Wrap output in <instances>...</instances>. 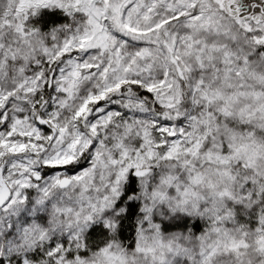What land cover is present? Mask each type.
Returning <instances> with one entry per match:
<instances>
[{
    "label": "snow or ice",
    "instance_id": "snow-or-ice-1",
    "mask_svg": "<svg viewBox=\"0 0 264 264\" xmlns=\"http://www.w3.org/2000/svg\"><path fill=\"white\" fill-rule=\"evenodd\" d=\"M0 264H264V0H0Z\"/></svg>",
    "mask_w": 264,
    "mask_h": 264
},
{
    "label": "trees",
    "instance_id": "trees-1",
    "mask_svg": "<svg viewBox=\"0 0 264 264\" xmlns=\"http://www.w3.org/2000/svg\"><path fill=\"white\" fill-rule=\"evenodd\" d=\"M129 223H131V222H129ZM132 236H133V231H132L131 227H128L126 225V230H125V232H124V234L122 236V239H125L126 242H128V241H130L132 239Z\"/></svg>",
    "mask_w": 264,
    "mask_h": 264
}]
</instances>
